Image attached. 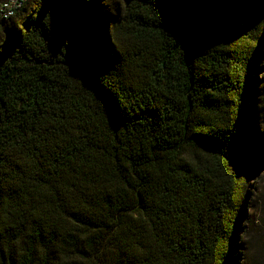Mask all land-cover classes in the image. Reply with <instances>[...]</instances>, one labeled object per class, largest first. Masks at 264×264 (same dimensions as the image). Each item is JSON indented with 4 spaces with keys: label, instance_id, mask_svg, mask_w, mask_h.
<instances>
[{
    "label": "trees",
    "instance_id": "obj_1",
    "mask_svg": "<svg viewBox=\"0 0 264 264\" xmlns=\"http://www.w3.org/2000/svg\"><path fill=\"white\" fill-rule=\"evenodd\" d=\"M261 117L264 0H27L0 19V264H245Z\"/></svg>",
    "mask_w": 264,
    "mask_h": 264
},
{
    "label": "rangeland",
    "instance_id": "obj_2",
    "mask_svg": "<svg viewBox=\"0 0 264 264\" xmlns=\"http://www.w3.org/2000/svg\"><path fill=\"white\" fill-rule=\"evenodd\" d=\"M264 126V118H260ZM249 223L245 222L243 231L239 232L245 247V264H264V168L257 173L249 184V201L246 208ZM243 222V223H244Z\"/></svg>",
    "mask_w": 264,
    "mask_h": 264
},
{
    "label": "built area",
    "instance_id": "obj_3",
    "mask_svg": "<svg viewBox=\"0 0 264 264\" xmlns=\"http://www.w3.org/2000/svg\"><path fill=\"white\" fill-rule=\"evenodd\" d=\"M27 0H0V19L14 15Z\"/></svg>",
    "mask_w": 264,
    "mask_h": 264
}]
</instances>
